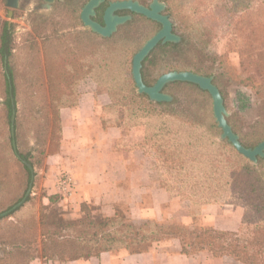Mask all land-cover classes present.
I'll use <instances>...</instances> for the list:
<instances>
[{
  "label": "trees",
  "instance_id": "trees-1",
  "mask_svg": "<svg viewBox=\"0 0 264 264\" xmlns=\"http://www.w3.org/2000/svg\"><path fill=\"white\" fill-rule=\"evenodd\" d=\"M103 8L102 4L96 9V18L101 23ZM52 13L37 14L31 31L20 44L16 41L13 23L0 17V264H29L35 258L58 262L86 259L119 250L129 254L141 253L153 243L167 239H176L180 253L185 255L205 252L211 257L227 256L241 264H264V157L258 156L257 162L252 163L227 139L220 138L221 128L213 117L210 94L195 83H167L162 90L175 97L169 102H153L146 94L138 93L131 76V57L140 44L131 48L126 42L114 40L118 32L102 37L89 29L75 31L78 41L74 44L63 43L60 39L72 34L58 33L66 23ZM133 14L152 30L160 27L159 23L144 15ZM75 18L81 24L79 15ZM131 22L127 21L118 31L131 27ZM259 25L264 28V23ZM49 40H56L52 56L47 55V49L53 46ZM41 50L43 63L39 58ZM172 51L184 56V44L158 43L145 57L141 76L146 85L156 81L159 75H153L154 69ZM128 55L131 84L123 87L127 79L122 77V69ZM257 55L260 58L257 69L264 87V41ZM87 77L97 86H109L106 93L110 107L139 110L148 121H158L151 131H145V141L154 144L160 154L165 153L171 158L187 156L192 162L203 164L196 152H199L198 146L206 147L205 154L213 168L210 174L220 180L215 183V189H209V199L221 194L223 184L238 192L246 207L241 223L250 226V233L241 238L238 231L205 225L188 228L153 220L137 226L116 206L107 215L99 205L87 202L80 204L79 217L64 219L68 211L59 205L58 196L46 193L40 196L36 206L35 197L26 195L34 174L29 166L41 167L44 158L58 150L59 110L75 102L77 93L71 83ZM217 78L218 75L213 77V83L228 108L226 93L219 87ZM261 109L248 129L237 123L235 111L227 116V122L245 147H254L264 139V110ZM34 126H40L38 131ZM185 130L187 135L183 133ZM181 133L186 139L182 140ZM28 136L35 138V143L42 142L43 147L27 145L25 139ZM205 196L203 193L201 200H196L197 212L202 203L212 201ZM44 197L48 203H43ZM27 206L30 210L24 214Z\"/></svg>",
  "mask_w": 264,
  "mask_h": 264
},
{
  "label": "rangeland",
  "instance_id": "rangeland-1",
  "mask_svg": "<svg viewBox=\"0 0 264 264\" xmlns=\"http://www.w3.org/2000/svg\"><path fill=\"white\" fill-rule=\"evenodd\" d=\"M86 1L87 0H54L50 8H46L45 5L35 7L34 2L30 1L23 6L18 5L15 8H10L5 4V0H0V17L13 23L16 41L20 44L23 37L31 31L33 21L37 14L51 15V12H53L52 14L56 19L65 20L63 21L66 23L65 28L61 29L58 33H71L72 35L70 37H62L60 39L63 43H68L70 45L78 41L75 38V31L88 29L82 24L80 18L81 24L78 18L74 19L75 15H79L80 17L81 8ZM138 1L147 5L151 0ZM159 1L163 2L165 5L163 13L167 14L171 20L173 32L181 37L180 42L184 44L185 54L183 56L177 51H172L165 60H161L156 66L153 75L160 76L165 72L175 70L172 68L177 67L202 75L206 74L200 72H205L212 77L218 75L217 82L219 87L226 93V102L228 105L226 110L228 116L231 111H235L237 114V123L242 126L243 129H248L256 119L261 107L264 106V87L261 86L262 78L257 69L260 63V58L257 53L259 51V46L264 41V28L259 25L264 23V0ZM103 4L105 6V2ZM54 7H56V9H54ZM57 13H61V15ZM129 14H131V19L128 21H132L131 27L128 29H121L122 31L120 30L119 32V28H123V25L127 22L120 25L117 31L113 33V35L117 32L119 33L118 36L114 37V40H118V43L126 42L127 45H131V48L137 44H140V47L145 40L159 28L157 30H152L147 24L139 22L135 14L131 12H129ZM36 40L39 41L40 39ZM49 41L53 44L56 40ZM54 53L55 44L47 49L48 56H52ZM39 58L41 59V63H43L42 50L39 52ZM129 60L130 56L128 55L122 69V77L127 79L126 85L123 87H128L131 84L129 79L130 75L128 73L129 68L127 69ZM191 68L197 69L198 71H194ZM248 77H251V79L247 80ZM71 85L73 88L76 87V89L78 87L81 89L87 88L85 78L74 80ZM107 87H109L107 84L106 86L102 84L98 86V89L106 93ZM164 92L169 93L167 91ZM171 96V101H173L175 97H173V95ZM244 105H247L246 108H243ZM110 109L112 112L111 116L123 127V132L126 135H134L133 128L142 130L143 140L139 142L138 145L135 143L134 146H138L139 149L142 148L147 158H144V160L141 158V160H139V165H143L149 169L150 183L165 186L171 193L173 200L171 204L166 207L165 210L167 214L165 216V222L161 224L183 225L175 221L181 219L185 215H189L193 219L192 223L183 226L191 228L193 225H203L201 217L197 215L198 207L196 206V204H198L196 200H201V195L203 196V193L206 194L205 197H208L205 199L212 200L209 203L227 208L230 214H232L234 210L240 211L241 215L244 213L246 207L243 199L240 198L238 192L230 190L227 185L223 184L221 186L222 190L219 196L212 195L213 197L209 199V189H215V183L220 180L215 179V174H210L213 168H211L209 158L205 154L206 147L203 149L198 146L197 148L203 155L196 152V154L200 156L203 164H196L189 160L187 156L167 157L165 153L160 154L154 144L145 141V131L147 132V129L151 131L154 126L158 124V121H148L147 117L139 110H127L126 107L115 105L111 106ZM261 110H264V107ZM44 119L49 122V118L45 117ZM39 127L40 126H34L33 128L38 131ZM183 133L187 135L188 131L185 130ZM26 138L27 145L35 146L36 148L43 147V143H35L36 139L32 136ZM181 138L182 140L186 139L182 133ZM38 142H40V139H38ZM42 166L39 168L32 167L34 173L32 175L33 181L28 188L29 194L35 197L34 203L36 206L40 196L45 193L41 186L40 176H38V170H40ZM206 170L207 173H205ZM59 202L60 201H58V203ZM116 207L137 226H143L146 222L152 221L139 218L136 215L137 213L133 216V211L124 201L122 204L116 205ZM29 210V206H27L23 213L27 214ZM216 211L217 210H213V214H216ZM80 215L81 212L79 208L76 215H64L63 217L64 219L70 217L76 218ZM221 223H223V221H221ZM221 223L218 222L216 224L217 226H221ZM223 224L234 227L233 225L235 223L233 217L230 218L229 223ZM230 231H238L237 233L239 236L243 238L250 233V226L241 223L238 229ZM154 245L155 243H153L151 247ZM159 247L160 246H154L156 253L161 251ZM196 255L198 256V260L206 263L208 262V264H241L227 256L218 258L212 257V259L210 258L211 256L205 254V252H199L196 253ZM156 258L157 261L160 260V262H162L161 255H157ZM160 262L157 263L159 264Z\"/></svg>",
  "mask_w": 264,
  "mask_h": 264
},
{
  "label": "crops",
  "instance_id": "crops-1",
  "mask_svg": "<svg viewBox=\"0 0 264 264\" xmlns=\"http://www.w3.org/2000/svg\"><path fill=\"white\" fill-rule=\"evenodd\" d=\"M85 82L86 89L74 88L75 102L59 110V148L44 158L38 170L43 190L46 195L58 196L59 205L68 211L64 215H76L83 202L99 205L110 215L113 207L124 201L133 216L137 213L139 218L165 222V209L173 199L165 186L150 183L149 169L139 165L141 158H147L142 148L134 146L142 142V130L133 128L135 134L126 135L111 116L107 93L100 91L91 78H85ZM62 173H68L74 181L69 195H62L58 189ZM43 202L48 203V199L44 197ZM213 210L217 213L213 214ZM197 215L203 225L216 229L236 230L241 225L240 211L230 214L227 208L211 203H202ZM231 217L234 227L223 224L229 223ZM192 221L191 216L185 215L175 222L189 225ZM218 222L221 226H217ZM154 246H160L161 251L156 253ZM154 246L141 253L109 251L86 259L60 262L35 258L29 264H158L157 255L162 257L161 264H208L198 260L196 254L180 253L176 239L160 241Z\"/></svg>",
  "mask_w": 264,
  "mask_h": 264
},
{
  "label": "water",
  "instance_id": "water-1",
  "mask_svg": "<svg viewBox=\"0 0 264 264\" xmlns=\"http://www.w3.org/2000/svg\"><path fill=\"white\" fill-rule=\"evenodd\" d=\"M44 1L46 8H50L51 3L54 2V0ZM104 1L105 0H87L80 11L82 24L102 37H110L117 31L120 25L131 19V14L129 13L123 15L116 14L115 12L118 10H128L131 13L141 14L160 24L159 29L147 38L132 56L131 75L138 93L146 94L148 99L153 102H169L172 100V96L162 90L167 83L173 81H188L195 83L210 94L213 117L218 127L221 128L220 138L227 139L238 153L252 163L257 162L258 156L264 157V139L254 147H245L240 142L239 136L232 130L231 125L227 122L228 112L224 105L223 97L218 87L213 83L212 76L202 75L190 70H172L161 74L151 85H146L143 82L141 76L142 62L150 51L158 43H179L181 41V37L173 32L172 22L168 15L163 13L165 9L163 2L151 0L145 5L138 0L108 1L102 14L101 23L93 19V16L96 15V9ZM5 4L10 8H15L18 6V0H5ZM13 119L14 113L12 114V121ZM11 132L13 133V126H11ZM29 168L33 172V168L31 166H29ZM32 181L33 176L31 177V183ZM28 194L29 190L26 192V195Z\"/></svg>",
  "mask_w": 264,
  "mask_h": 264
},
{
  "label": "built area",
  "instance_id": "built-area-1",
  "mask_svg": "<svg viewBox=\"0 0 264 264\" xmlns=\"http://www.w3.org/2000/svg\"><path fill=\"white\" fill-rule=\"evenodd\" d=\"M74 181L68 173H62L58 179V189L62 195H69L72 191Z\"/></svg>",
  "mask_w": 264,
  "mask_h": 264
},
{
  "label": "flooded vegetation",
  "instance_id": "flooded-vegetation-1",
  "mask_svg": "<svg viewBox=\"0 0 264 264\" xmlns=\"http://www.w3.org/2000/svg\"><path fill=\"white\" fill-rule=\"evenodd\" d=\"M30 1H33L34 2V6L35 7H38V6H41V5H45V1L44 0H18V5L19 6H23L24 4H28V2H30ZM108 1H111V0H105L104 2H105V6H104V8H103V12H104V9L106 8V6H107V4H108ZM103 2V3H104ZM102 3V4H103ZM101 4V5H102ZM104 5V4H103ZM38 9V8H37ZM103 12H102V14H103ZM116 14H119V15H123V14H128L129 13V11L128 10H118V11H116L115 12ZM97 15H98V13H97V11H96V15L95 16H93V19H95V20H97ZM98 21V20H97Z\"/></svg>",
  "mask_w": 264,
  "mask_h": 264
}]
</instances>
